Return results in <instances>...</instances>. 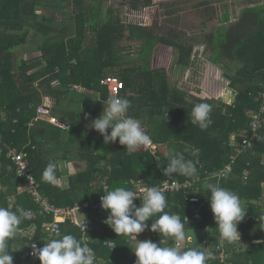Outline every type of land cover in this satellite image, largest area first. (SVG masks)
Wrapping results in <instances>:
<instances>
[{
	"label": "trees",
	"instance_id": "obj_1",
	"mask_svg": "<svg viewBox=\"0 0 264 264\" xmlns=\"http://www.w3.org/2000/svg\"><path fill=\"white\" fill-rule=\"evenodd\" d=\"M104 1L0 0V140L27 153L41 192L57 207L98 201L104 194L103 183L111 190L117 186L131 188L129 182L140 178L155 187L165 179L192 181L191 194L184 190L165 194L170 205L166 210L180 215L186 233L194 229L210 230L212 249L208 253L216 257L207 264H226L219 259L224 248L231 253L229 264H264V112L260 113L259 99L264 83V5L246 7L239 21L217 36L219 47L208 62L199 57V52L193 53L195 41L181 30L166 24L156 27L124 23L112 8L104 7ZM151 5L153 0L131 2L134 10ZM43 6L65 14L68 25L56 26L51 16L39 15L37 10ZM34 30L44 36L37 47L40 56L36 62L17 61L15 49L26 44ZM126 42L137 46L133 56L126 52ZM213 65L222 71L229 85L219 97L189 100L186 93L170 85L169 79L178 66L189 68L188 81L193 83L194 69L203 67L209 71ZM108 76L124 82L120 96L131 101L128 115L141 122L156 146L155 152L141 147L128 155L126 146L117 138L115 143L111 142L109 158L97 153L103 136L87 125L105 108L103 102L110 94L101 81ZM54 81H59L60 86L55 88ZM75 85L79 89H74ZM43 95L61 104L65 116L61 120L70 126L67 139L80 146L76 152L86 164L85 170L71 177L64 189L41 179L49 161L36 149L29 135L34 109ZM201 102L212 105V124L206 130L191 122L192 109ZM254 113L260 115L261 137L243 151L242 141L252 130ZM91 139L96 141L95 145ZM170 142L180 151L188 147L185 156L196 161L197 180L164 174L167 160L161 152L168 151ZM192 149H199L198 154L193 156ZM227 165L232 167L229 172H225ZM214 171L220 173L221 186L236 192L247 207L244 219L238 223L240 241L222 247L210 206V192L203 186L206 176ZM59 176L57 169L56 177ZM0 185V206L33 212L32 219H24L20 224V234L8 242L13 264L29 260L32 242H41V247L46 244L49 236L45 229L54 221L64 234L87 237V243L104 264H135L137 257L131 246L136 242L114 232L105 222L109 212L100 213L91 207L81 213L90 225L85 232L65 215L40 213L26 190L17 191V168L13 158L7 156L6 148L0 154ZM76 191L80 195L74 198ZM192 196H197L198 201L191 202ZM134 203L141 204L135 200ZM153 219L147 221L149 227L142 234L162 247L170 246L171 239L151 231ZM163 239L165 242H161ZM109 241L115 242L114 249L106 244ZM206 246V242L199 241V244L185 242L182 247L207 252ZM37 264H41L39 259Z\"/></svg>",
	"mask_w": 264,
	"mask_h": 264
},
{
	"label": "clouds",
	"instance_id": "obj_2",
	"mask_svg": "<svg viewBox=\"0 0 264 264\" xmlns=\"http://www.w3.org/2000/svg\"><path fill=\"white\" fill-rule=\"evenodd\" d=\"M103 104L105 108L101 115L91 120L87 127L98 131L105 143H115L118 138L119 143L126 146L128 155L153 143L141 122L128 115L131 107L129 99L110 94ZM211 111L212 105L207 102L195 104L191 112V122L201 130H206L212 124ZM109 129H111L110 133ZM170 144L168 151L161 152L164 160H167L164 174L166 176L178 174L197 180L199 178L197 163L185 156V152L189 151L188 147L180 151L174 143L170 142ZM198 152L199 149L191 150L193 156ZM57 169L56 163L49 162L43 170L41 179L56 185ZM203 186L210 192V206L219 232V246L240 241L238 223L244 219L247 211L246 202L236 192L221 186L219 172L209 173L203 181ZM103 193L105 195L101 198V206L109 211L105 222L118 236L123 235L136 242L131 246L137 257L135 264H207V261L212 258L211 253L197 247L187 249L182 247V243L189 238L184 221L180 215L166 210L170 208V205L162 189L153 186L137 190L117 186L111 190L105 187ZM135 198L141 199L140 206L134 203ZM153 217L156 218L153 219ZM32 218L30 213L22 208L13 211L0 206V264H13L12 252L8 251V242L20 234L19 226L22 221ZM149 219L154 220L151 231L171 239L173 243L170 246L162 247L160 243L157 244L151 239L137 238L138 234L149 227L147 224ZM85 229L83 225L81 231ZM45 241L46 244L41 248L31 243L34 250L32 254L38 257L41 264H96L95 251L83 238L64 234L58 227H54Z\"/></svg>",
	"mask_w": 264,
	"mask_h": 264
},
{
	"label": "rangeland",
	"instance_id": "obj_3",
	"mask_svg": "<svg viewBox=\"0 0 264 264\" xmlns=\"http://www.w3.org/2000/svg\"><path fill=\"white\" fill-rule=\"evenodd\" d=\"M204 1L205 0H153V5L139 10H134L131 8L132 0H105L104 7L110 9L112 8L116 14H119L122 21L127 24L133 23L143 26H156V27H160L161 25L166 24L169 28L181 27L183 28L182 30H184L185 27L181 26L180 24L185 22V16H188L190 13H194V15L196 16V19L193 22L195 29L192 31L198 32L203 28V26H201V20H203V17L201 13L200 12L197 13L194 8L196 7L197 4L203 3ZM223 1L229 3L234 2L233 5H237L238 7L239 3L245 1H247L248 4H253V3L255 4L258 2L260 3L261 1L264 0H215V3L223 4ZM207 11L208 9L203 10V12H207ZM237 12H239V10L235 9L232 13L235 14ZM37 13L41 16L44 15L51 16L53 18V23L56 26L68 25V21H66L64 18L65 14L64 13H63L64 15L58 14L56 12V9H53L51 7L46 8V6H43L42 8H39L37 10ZM214 23L216 22L214 21ZM209 30L210 27L207 28L206 32H208ZM43 38L44 36L40 34L38 31L36 30L31 31L28 42L15 49L16 60L17 61H20L22 59L32 60V58H35V56H37V52H39L37 50V47L41 44ZM132 44L134 43L133 42H131V44H129L128 42L125 43L127 49L126 52L130 53L131 56H133L137 51V46ZM203 56L205 60L208 59L206 53H204ZM213 68L209 73L210 75L207 74L208 77H205L203 79L200 87H195L193 86V84L188 83V75L185 74L186 73L185 71L188 68L186 69V67L181 66L173 70V76L169 79L171 83L170 85L173 88L186 93L189 100H195V98L201 99L202 97L212 98L215 96H220L224 92V90H228V84L225 83V81H223L224 78H220L223 77V73L221 72V70L216 67ZM210 76H214V78L213 77L211 78ZM214 80H218L219 82L218 83L216 82L215 84ZM143 129L145 130V128ZM91 141L94 145L96 144L95 140L91 139ZM64 142L67 143L66 137L64 138ZM62 145H59L58 150H56V154H59L60 158L64 159V156H61L64 153V150L62 149ZM79 147H80L79 145H75L68 149V151L71 150L68 156H70V160H72L73 162L71 161V163L69 162L70 164H68V161L70 160L66 159V161L62 160L59 164L60 167L58 169L60 170L61 175L62 173H64L63 165L66 166L68 169V174L66 176H62L61 178L62 180L61 179L57 180V183L60 185V188H67L70 183L69 182L70 176L71 175L75 176L78 172L82 171L85 168V162L82 161L81 164H77L78 160L77 161L74 160V157L79 158L76 152L77 150L76 148ZM143 148L146 149L147 147L144 146ZM79 195H80L79 191L73 193L74 198L79 197ZM187 234L189 238L186 239L184 242L188 244H194V243L199 244V241L202 243L203 241L204 242L208 241V244L210 246L209 229L188 230Z\"/></svg>",
	"mask_w": 264,
	"mask_h": 264
},
{
	"label": "crops",
	"instance_id": "obj_4",
	"mask_svg": "<svg viewBox=\"0 0 264 264\" xmlns=\"http://www.w3.org/2000/svg\"><path fill=\"white\" fill-rule=\"evenodd\" d=\"M245 2L239 3L238 7H237V5H233L234 2L229 3V2L223 1V4L222 3L216 4L215 0H205L203 3L197 4L196 7L194 8L196 10V12L197 13L200 12L202 17H203V20H201V26H203L202 30H200L198 32L192 31L195 29L193 22L196 19V16L194 15V13H190L188 16H185V22L180 24L181 26L185 27L184 30H182L183 28H181V27H179L177 29L181 30L183 34L187 35L188 39L195 41L194 42L195 45L193 47V53L199 52V57L203 61L209 62V58L211 56H215L216 48L219 47V46H217V44L220 42V40L217 39V36H219L222 32H225V30L228 29L231 25L237 23L239 21L241 15H242L243 10L246 7H256V6L264 5V1H261L260 3L258 2L255 4L254 3L248 4L247 1H245ZM204 9H208V11L203 12ZM235 9L239 10V12L234 14L232 12ZM226 17H228L229 20H227ZM214 21L216 23H214ZM207 26L210 27V30L208 32H206V30L208 28ZM212 34H214V35H213V38L211 39ZM204 53H206V56L208 58L207 60L204 59V56H203ZM39 56L40 55L37 52V56H35V58H32V61L36 62V60L38 59ZM179 67H181V66H178L175 69H177ZM213 67H216V66L213 65ZM212 68L209 71H206L203 67H201V69H199V68L194 69V82L191 84H193V86H195V87H200V85L202 84L201 82L203 81V79L205 77H208L207 74L210 73ZM216 68H218V67H216ZM185 72H186L185 74L188 75L189 74V68ZM210 77L214 78V76H210ZM220 78H223V77H220ZM198 81H200V82H198ZM212 81H213V79H212ZM223 81H225V80L223 79ZM216 82L218 83L219 81L214 80L215 84H216ZM188 83H190V82L188 81ZM225 83H227V82L225 81ZM52 85L55 88L59 87L60 82L54 81V82H52ZM225 91L226 90H224V92ZM205 98H207V97H202V99H205ZM37 105L38 106L34 109V118L31 121V124L29 126L30 139L34 143L36 149L39 150L41 152L42 156L45 157L44 159L48 160L49 162L55 161L56 164L58 163L57 165L59 168L60 167L59 164L62 160L63 161H66V159L70 160V156H68V155L70 154L71 150H69V152H68V149L71 148L72 146H75V145L71 144V142H69L68 139H67V143L64 142V138L65 137L68 138L70 126L68 123H65L61 120V118H64L65 116L61 112V110H62L61 106H60L61 104L56 102L54 99H52L50 97H46L43 95L42 100ZM40 107H42L44 109L46 108L45 110L47 112H45L44 114H40L39 113ZM59 124H61V125H59ZM62 124L64 125V127L62 126ZM60 143H62L63 145ZM59 145H62V149L64 150L63 155H61V156H64V159H61L60 155L56 154V150H58ZM74 160H76V161L78 160L77 164H81L83 161V160H81L80 157L79 158L74 157ZM71 161L72 160L68 161V164H70ZM63 167H64V173H62V175L60 174L61 176L57 177V180L61 179L62 176H66L68 174L67 167L64 165H63ZM85 168H86V164H85ZM85 168L82 171H84ZM69 169H71V168H69ZM73 176L74 175H71L70 178ZM63 178H65V177H63ZM19 184H20V180H19ZM56 185L60 188V185L57 182H56ZM0 188H1V185H0ZM205 230H207V229H205ZM140 234L145 237V240H147V235H145L144 233L143 234L140 233ZM161 242H163V241H161ZM207 243H208V241L206 242V244Z\"/></svg>",
	"mask_w": 264,
	"mask_h": 264
},
{
	"label": "built area",
	"instance_id": "obj_5",
	"mask_svg": "<svg viewBox=\"0 0 264 264\" xmlns=\"http://www.w3.org/2000/svg\"><path fill=\"white\" fill-rule=\"evenodd\" d=\"M101 84L106 86L108 88L109 94L111 95H117L120 96L122 90L125 88V84L124 82L115 77V76H108L105 77L102 81ZM74 89H79L78 86H74ZM81 89V88H80ZM261 98V111L260 113L264 112V83L262 85V89L259 92V99ZM46 109V108H45ZM44 108L40 107L39 108V113L40 114H44L45 112H47ZM259 113L256 114H252V117L254 119L253 124H252V130L249 134V136L245 137L242 141V146L241 149L243 151H247L248 149H250L253 146L254 140L259 139L260 133H259V129L261 128L262 124L259 121L260 117H259ZM61 125V124H59ZM62 126L64 127V125L62 124ZM245 134H248V130L244 132ZM153 141V140H152ZM149 149H152V151L155 152L156 150V146L154 143H152L149 146H146ZM7 149V156L9 158H13L14 163L16 165L17 168V177L20 180V184L17 187V191L18 192H22V191H27L33 198V200L35 201L36 205H38L39 209H40V213L43 214H50L53 213L55 216H60V215H65L67 218L72 219V221L74 222V224H76L80 229L83 227V225L85 226L86 229L89 228V221L87 218H85L84 216L82 217L81 213H86L89 208L91 207H95L98 209V211L100 213H105V212H109L106 211L102 208V196L105 195L102 194L99 196L98 201H89V202H84L82 204L80 203H75L71 206H65V207H57V206H53L49 200L47 199L46 196L43 195V193L40 190V183L36 180L35 176L33 175V173L31 172V165H30V161L27 157V153L24 151H20L17 148L14 147H10L9 145L5 144L2 140H0V154L3 153V149ZM241 151V150H240ZM232 167L231 165H227L225 168V172H229L231 171ZM223 175V174H222ZM131 188H135L137 190H139L140 188H148V187H153L151 184H149L145 179H132L130 182ZM193 183L192 181L189 180H184L181 181L179 179H165L162 181L161 185L158 187L160 189H162L164 191V193H177L179 191H185L186 194H191V187H192ZM107 187L108 185L103 183V189ZM190 201L191 202H196L198 201V197L197 196H192L190 197ZM135 201H138L141 203V199L140 198H135ZM30 215H33L32 211H29ZM54 227H58L60 229V224L57 221H54L52 224H49L46 227V232L47 235L49 236V232L51 229H53ZM86 229L83 231L85 232ZM145 232V231H144ZM240 233V232H239ZM140 236H142L141 234H138L139 238ZM83 239L86 240V242L88 241V238L83 237ZM150 239V237H147V240ZM163 242H165V240H162ZM33 243L36 244L37 248H41L42 243L41 242H37L34 241ZM108 246L111 249H114L116 247L115 242L113 241H109ZM184 245V243H182V246ZM212 249L211 245L209 246V244H207V252L210 251ZM33 248L30 245L29 248V260L27 262H24L23 264H37L38 262V257L34 256L33 253ZM213 258H215V255H212ZM231 257V253L228 252L225 248L220 252L219 254V259L221 262L229 264L227 262V259ZM104 260L100 259L96 256V264H104Z\"/></svg>",
	"mask_w": 264,
	"mask_h": 264
},
{
	"label": "water",
	"instance_id": "obj_6",
	"mask_svg": "<svg viewBox=\"0 0 264 264\" xmlns=\"http://www.w3.org/2000/svg\"><path fill=\"white\" fill-rule=\"evenodd\" d=\"M111 151H112V143H105L104 140H101L98 143V147H97V153L100 156L109 158L111 156Z\"/></svg>",
	"mask_w": 264,
	"mask_h": 264
}]
</instances>
